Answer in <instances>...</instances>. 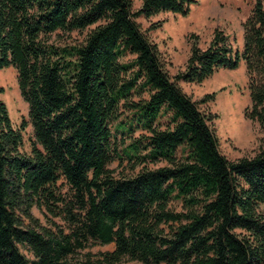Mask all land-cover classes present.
Listing matches in <instances>:
<instances>
[{
	"label": "trees",
	"instance_id": "obj_1",
	"mask_svg": "<svg viewBox=\"0 0 264 264\" xmlns=\"http://www.w3.org/2000/svg\"><path fill=\"white\" fill-rule=\"evenodd\" d=\"M194 4L0 0V69L16 70L32 126L25 153L27 123L14 127L0 100V264H264V141L254 156L228 160L212 117L178 85L243 61L245 116L264 130V0L243 24L241 49L216 29L170 76L136 18L186 15ZM58 31L84 35L50 41ZM136 129L140 135L118 150L117 132ZM121 156L141 168L112 175L107 165ZM158 162L165 164L147 166ZM33 207L70 230L42 227ZM90 242L114 246L75 258Z\"/></svg>",
	"mask_w": 264,
	"mask_h": 264
},
{
	"label": "rangeland",
	"instance_id": "obj_2",
	"mask_svg": "<svg viewBox=\"0 0 264 264\" xmlns=\"http://www.w3.org/2000/svg\"><path fill=\"white\" fill-rule=\"evenodd\" d=\"M132 2L133 8L137 9L141 0ZM254 3L255 0H196V4L186 15L160 12L149 18L139 16L136 21L148 38L157 45L165 69L173 76L184 69L192 45L205 48L216 29L228 35L234 48L241 49L243 24L250 16ZM83 35L84 32L79 31L66 34L58 31L51 35L50 41L81 40ZM247 83L243 61L235 69H219L199 83L178 82L183 92L196 101L199 109L212 117L209 125L217 137L220 152L228 160L254 156L264 141V130L259 123L245 116L244 111L250 106ZM211 95L212 98L206 97ZM0 100L5 103L14 127L19 128L22 122L27 123L22 130V150L29 153L32 126L28 118V104L20 94L17 72L12 67L0 69ZM113 126L114 123L111 124V127ZM140 133L139 129L133 131L130 136L117 132L115 140L117 149H122ZM132 161L121 156L114 158L107 168L117 177L131 175L142 166L132 165ZM162 164L165 163H147V166L156 167ZM56 185L62 199H67L71 195L64 180H59ZM31 213L42 227L56 229L53 226L55 223L56 227L65 232L70 230L60 216H54L44 208L33 207ZM113 246V243L90 242L84 249L77 251L75 258H83L88 254L94 257L106 250H112ZM21 251L27 257H32L24 247H21ZM118 264L143 263L123 259Z\"/></svg>",
	"mask_w": 264,
	"mask_h": 264
}]
</instances>
